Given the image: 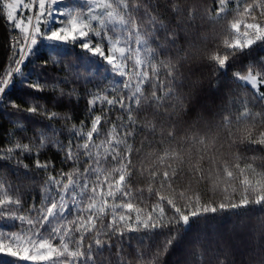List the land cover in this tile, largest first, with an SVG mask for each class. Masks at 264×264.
Masks as SVG:
<instances>
[{"label": "snow or ice", "instance_id": "1", "mask_svg": "<svg viewBox=\"0 0 264 264\" xmlns=\"http://www.w3.org/2000/svg\"><path fill=\"white\" fill-rule=\"evenodd\" d=\"M0 264H264V0H0Z\"/></svg>", "mask_w": 264, "mask_h": 264}, {"label": "trees", "instance_id": "2", "mask_svg": "<svg viewBox=\"0 0 264 264\" xmlns=\"http://www.w3.org/2000/svg\"><path fill=\"white\" fill-rule=\"evenodd\" d=\"M3 34H4V30H3V28H0V39L3 38Z\"/></svg>", "mask_w": 264, "mask_h": 264}]
</instances>
